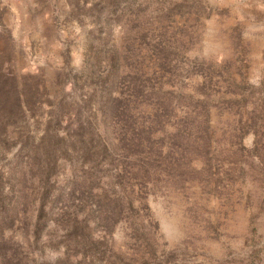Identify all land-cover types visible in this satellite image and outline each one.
I'll use <instances>...</instances> for the list:
<instances>
[{"label": "rangeland", "instance_id": "374dc122", "mask_svg": "<svg viewBox=\"0 0 264 264\" xmlns=\"http://www.w3.org/2000/svg\"><path fill=\"white\" fill-rule=\"evenodd\" d=\"M0 63V264H264V0H0Z\"/></svg>", "mask_w": 264, "mask_h": 264}, {"label": "trees", "instance_id": "16d2710c", "mask_svg": "<svg viewBox=\"0 0 264 264\" xmlns=\"http://www.w3.org/2000/svg\"><path fill=\"white\" fill-rule=\"evenodd\" d=\"M3 63H0V69ZM24 102L25 106L30 103L34 104V97L37 88L31 83L24 84ZM23 98L13 78H9L0 72V152L2 147L8 142L6 137V126L8 121H14L22 113ZM52 147H49L51 152Z\"/></svg>", "mask_w": 264, "mask_h": 264}]
</instances>
